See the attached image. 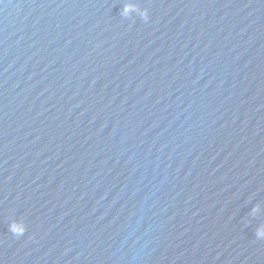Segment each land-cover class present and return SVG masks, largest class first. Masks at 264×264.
Returning a JSON list of instances; mask_svg holds the SVG:
<instances>
[{"label":"water","instance_id":"water-1","mask_svg":"<svg viewBox=\"0 0 264 264\" xmlns=\"http://www.w3.org/2000/svg\"><path fill=\"white\" fill-rule=\"evenodd\" d=\"M258 229L264 0H0V264H264Z\"/></svg>","mask_w":264,"mask_h":264},{"label":"clouds","instance_id":"clouds-1","mask_svg":"<svg viewBox=\"0 0 264 264\" xmlns=\"http://www.w3.org/2000/svg\"><path fill=\"white\" fill-rule=\"evenodd\" d=\"M258 210H259V206H257L256 208H254V211H258ZM16 234H18V233H16ZM19 234H22V233H19ZM257 237L258 238H264V230L258 229V231H257Z\"/></svg>","mask_w":264,"mask_h":264}]
</instances>
